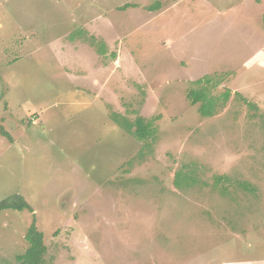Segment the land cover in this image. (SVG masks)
Masks as SVG:
<instances>
[{"label":"rangeland","instance_id":"1","mask_svg":"<svg viewBox=\"0 0 264 264\" xmlns=\"http://www.w3.org/2000/svg\"><path fill=\"white\" fill-rule=\"evenodd\" d=\"M263 14L264 0H0V199L33 209L0 212V264H17L33 216L44 264L261 256ZM203 77L229 92L211 116L186 97ZM114 113L155 118L154 140Z\"/></svg>","mask_w":264,"mask_h":264},{"label":"trees","instance_id":"2","mask_svg":"<svg viewBox=\"0 0 264 264\" xmlns=\"http://www.w3.org/2000/svg\"><path fill=\"white\" fill-rule=\"evenodd\" d=\"M123 7H127V5L125 4ZM100 51H103L101 47ZM218 81L220 80L212 81L208 77L197 79L194 81L195 84L204 83V85H201L198 88H192L186 94V97L189 99V102L192 105L197 104L199 103V101H201L199 105V111L202 116H211L218 103L217 100L220 97L226 100L228 97V91L222 94V96H212L207 94L209 88L216 86ZM112 118L119 125L128 130L136 139L144 141H147L149 139L154 140L156 129L153 120L155 118H145L141 115H138L130 121L125 116H121L116 113L112 115ZM0 130L2 135L9 136V133H7L3 128H1ZM221 177L222 176H218L217 180L224 179V177ZM181 180H184V178L181 177V172H177L175 184L177 186H180ZM240 185H243L247 188V184L245 183L240 182ZM7 209L15 211L28 210L30 212H33L30 204L24 199L21 194L18 193L0 199V212ZM25 239L28 243V246L22 254H18L16 256L17 264H44V258L47 248L44 243L43 233L37 228L36 218L34 216L26 230Z\"/></svg>","mask_w":264,"mask_h":264},{"label":"crops","instance_id":"3","mask_svg":"<svg viewBox=\"0 0 264 264\" xmlns=\"http://www.w3.org/2000/svg\"><path fill=\"white\" fill-rule=\"evenodd\" d=\"M248 243L249 246H255V243L253 244L252 241H249ZM220 263L221 264H264V253H262V255L258 257H246V256L232 257L227 260L220 261Z\"/></svg>","mask_w":264,"mask_h":264}]
</instances>
